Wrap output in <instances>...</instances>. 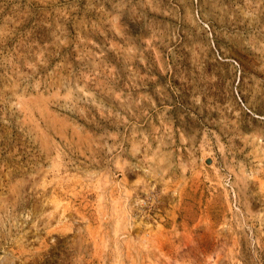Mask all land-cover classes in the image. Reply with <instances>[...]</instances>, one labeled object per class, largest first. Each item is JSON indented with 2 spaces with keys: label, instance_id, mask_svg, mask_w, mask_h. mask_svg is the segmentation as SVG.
<instances>
[{
  "label": "rangeland",
  "instance_id": "rangeland-1",
  "mask_svg": "<svg viewBox=\"0 0 264 264\" xmlns=\"http://www.w3.org/2000/svg\"><path fill=\"white\" fill-rule=\"evenodd\" d=\"M0 264H264V0H0Z\"/></svg>",
  "mask_w": 264,
  "mask_h": 264
},
{
  "label": "water",
  "instance_id": "water-1",
  "mask_svg": "<svg viewBox=\"0 0 264 264\" xmlns=\"http://www.w3.org/2000/svg\"><path fill=\"white\" fill-rule=\"evenodd\" d=\"M208 163V162H207Z\"/></svg>",
  "mask_w": 264,
  "mask_h": 264
}]
</instances>
